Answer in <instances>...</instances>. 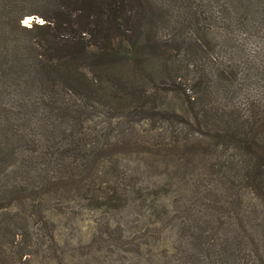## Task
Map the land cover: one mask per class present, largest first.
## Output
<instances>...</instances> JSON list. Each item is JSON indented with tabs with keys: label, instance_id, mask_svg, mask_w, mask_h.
Returning <instances> with one entry per match:
<instances>
[{
	"label": "trees",
	"instance_id": "trees-1",
	"mask_svg": "<svg viewBox=\"0 0 264 264\" xmlns=\"http://www.w3.org/2000/svg\"><path fill=\"white\" fill-rule=\"evenodd\" d=\"M51 1L44 24L15 20L33 35L29 55L3 57L35 94L0 118L20 127L32 113L38 123L14 134L19 169L78 193L108 166L114 192L128 182L132 193L147 171L139 158H166L193 193L182 211L172 199L163 206L162 223L191 227L204 212L194 205H204L222 231L212 254L198 251L190 264H264V0ZM44 185L22 176L1 191L17 210L0 227V264L60 261ZM31 221L40 227L30 230Z\"/></svg>",
	"mask_w": 264,
	"mask_h": 264
},
{
	"label": "rangeland",
	"instance_id": "rangeland-1",
	"mask_svg": "<svg viewBox=\"0 0 264 264\" xmlns=\"http://www.w3.org/2000/svg\"><path fill=\"white\" fill-rule=\"evenodd\" d=\"M52 8L51 0H0L1 119L7 116L14 118L20 110L19 104L27 102L35 95L31 91L28 75L21 74V69L10 68L14 61H8L7 67L3 65L6 54L11 57L17 54L24 57L29 55L28 43L33 35L18 30L15 20L20 19L22 26L31 29L44 24L46 21L41 15L50 14ZM18 82L19 88L16 87ZM22 109L26 110L27 107L23 106ZM25 118L32 121H25L24 125L18 127L19 122L14 119L0 126V206H4L0 211V227L6 228L12 224V214L17 210L15 197L10 199L7 195H2L1 191L11 190L25 176L28 184H45L48 194L45 197L46 213L54 224L60 247V261L53 264H190L196 262L193 255L198 251H202L203 257L212 254L207 247L213 244L214 236L217 238L222 233L216 217H213V210H205L204 205H194V214L198 211L204 212L199 213L200 217L191 227L176 226L168 220L162 223L163 206H169L172 199L177 202L179 211H182L190 203L193 193V185L181 180L182 174L176 173L173 166L169 165L171 161L168 162L163 157H157L158 160L153 157L139 158L147 171L142 175V179L145 177L140 185L143 190L138 189L132 193L126 191L128 182H122V185L120 183L118 190L114 192L116 185L113 183L115 179L111 177V169L101 165L100 178L90 180L86 192L78 190L77 193L75 184L50 185L43 175L34 172L26 176L19 169V160L11 151L17 149L19 144L14 134L17 129L35 128L38 124L35 123L32 113ZM145 128L137 126L133 133L143 136L142 131ZM55 132L60 131L56 129ZM5 146H8L7 149ZM114 150L119 152L124 149ZM142 150L146 152V149ZM115 151L110 150V155L106 156H111ZM158 161L160 163L155 164ZM145 184L148 186L146 190L143 188ZM111 197L113 199L110 201ZM218 199L216 196H208L207 202L221 205ZM227 199L228 195L224 202ZM6 207L8 208L5 209ZM21 207L24 208L23 205ZM183 215L187 216L184 217L187 220L192 218L187 213ZM24 226L27 227V224ZM35 227L40 225L31 221L30 230ZM218 230L219 235L215 234Z\"/></svg>",
	"mask_w": 264,
	"mask_h": 264
}]
</instances>
